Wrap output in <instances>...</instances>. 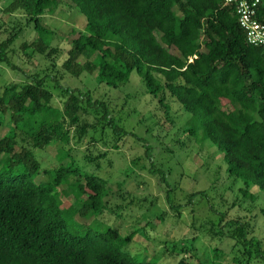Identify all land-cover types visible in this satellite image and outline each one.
I'll return each mask as SVG.
<instances>
[{"label": "trees", "instance_id": "obj_1", "mask_svg": "<svg viewBox=\"0 0 264 264\" xmlns=\"http://www.w3.org/2000/svg\"><path fill=\"white\" fill-rule=\"evenodd\" d=\"M4 3L2 13L12 16L17 27L0 43V63L16 70L8 61L7 48L32 26L37 39L22 45L23 60L42 56L51 64L24 74L21 82L5 84L0 92V264H152L147 256L138 261L125 251L135 230L126 236L118 229L96 230L99 221L122 212L125 202L109 199L113 187L101 166L107 153L90 154L85 160L96 167L81 168L69 145L76 139V145L86 140L90 146H106L113 135L112 145L118 149L127 131L117 110L92 90L63 85L57 69L60 63L70 77L96 74L99 85L113 89L127 85L136 72L146 93L166 113L168 101L176 100L189 116L183 134L220 151L227 174L243 182L238 202L241 195L252 200V211L247 212L254 214L258 201L264 217V199L250 193L254 187L264 193V47L248 43L234 6L224 0ZM66 3L79 10L86 28L59 57L62 50L54 47L55 31L43 20ZM258 19L264 23V2ZM5 126L8 132L1 136ZM54 142L62 144L57 161L45 167L37 152ZM143 146L150 161L147 170L157 178L172 212L178 195L168 183L170 171L153 163L152 145ZM41 173L46 178L37 183ZM123 186L117 185L125 200ZM61 187L65 190L60 191ZM209 193L205 190L191 197ZM240 203L232 208H244ZM251 217L230 219L229 237L236 244L230 247V255L216 248L214 264L225 259H230L229 264H264V246L252 236ZM193 249H184L175 264H191L187 256Z\"/></svg>", "mask_w": 264, "mask_h": 264}, {"label": "rangeland", "instance_id": "obj_2", "mask_svg": "<svg viewBox=\"0 0 264 264\" xmlns=\"http://www.w3.org/2000/svg\"><path fill=\"white\" fill-rule=\"evenodd\" d=\"M4 4V0H0V43L8 39L17 27L12 16L2 13ZM43 23L55 31L54 47L62 50L59 57L70 49L71 41L78 38L86 28L85 18L70 3L61 5L53 14H47ZM36 39V33L30 26L9 45L8 61L16 66V70L6 63H0V92L5 84L21 82L24 74L49 68L51 61L42 56H35L31 61L23 60L22 45ZM60 64L57 69L60 70L58 75H63V85L92 90L95 97L104 99L117 110V116L124 119L122 123L127 131V135L120 139L118 149L112 145L113 135L108 136L109 143L106 146L101 143L90 146L86 140L76 145V139L71 140L69 145L71 149H75L81 168H85V164H92L85 160L90 154L97 156L99 153H107V157L101 160V166L108 171L110 185L113 187V194H110L109 199L118 203L125 202L122 212L118 211L115 218L105 217L102 222L97 223V231L118 229L126 236L135 230V237L125 251L138 261L147 256L152 264H175L178 258L184 256V249L194 248L195 250L188 252V256L185 255L191 264H214L216 248L221 254L223 250L230 255V247L233 248L236 244L229 237L232 233L230 219L236 215H251L252 236L264 246V217L259 210L258 201L254 203L258 208V211L254 208V214L247 212L252 211V200H245L242 195L240 202L244 208H232V204L238 202L240 190L244 188L243 182L227 174L223 155L216 147L208 142L199 144L192 137L183 134L189 116L181 111L176 100L168 101L170 110L166 113L158 100L146 93L143 81L136 72L132 73L127 85L113 89L99 85L96 74L70 77L64 73ZM54 94L57 96L59 93L54 91ZM59 105L62 106L60 103ZM7 132V127H3L1 136ZM144 143L153 147V163L170 171L168 183L172 189L176 188L178 199L174 204L178 211L176 209L171 212L157 178L147 170L150 161L147 159ZM61 147V143L54 142L44 152L38 151L37 159L47 167L57 161ZM89 149L92 151L87 153ZM67 162L68 160L65 161ZM92 167L96 165L92 164L90 168ZM45 178V174L41 173L36 182L40 183ZM119 183L124 184L123 191L127 194L125 200L120 198L121 193L117 187ZM59 190L63 191L65 187ZM205 190L211 193L191 197V194ZM250 193L264 199V193L256 187ZM61 197L67 198L63 195ZM70 200H73L72 196ZM223 218L225 222L221 221ZM69 224H72L71 220ZM222 224L228 225L222 228ZM232 257L233 255L230 258ZM229 260L225 259L223 264H229Z\"/></svg>", "mask_w": 264, "mask_h": 264}, {"label": "built area", "instance_id": "obj_3", "mask_svg": "<svg viewBox=\"0 0 264 264\" xmlns=\"http://www.w3.org/2000/svg\"><path fill=\"white\" fill-rule=\"evenodd\" d=\"M226 5L236 8L239 24L247 34L248 43L264 47V23L258 19V12L264 0H224Z\"/></svg>", "mask_w": 264, "mask_h": 264}]
</instances>
